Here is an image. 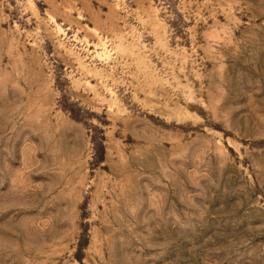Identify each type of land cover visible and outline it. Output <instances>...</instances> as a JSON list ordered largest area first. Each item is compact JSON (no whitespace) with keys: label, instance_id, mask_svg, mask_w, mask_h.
Returning a JSON list of instances; mask_svg holds the SVG:
<instances>
[{"label":"rangeland","instance_id":"obj_1","mask_svg":"<svg viewBox=\"0 0 264 264\" xmlns=\"http://www.w3.org/2000/svg\"><path fill=\"white\" fill-rule=\"evenodd\" d=\"M0 264H264V0H0Z\"/></svg>","mask_w":264,"mask_h":264}]
</instances>
